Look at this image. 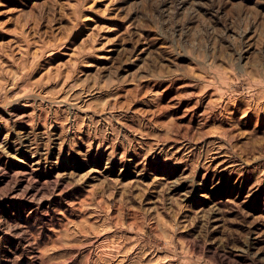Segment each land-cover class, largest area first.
Returning <instances> with one entry per match:
<instances>
[{
    "label": "rangeland",
    "instance_id": "obj_1",
    "mask_svg": "<svg viewBox=\"0 0 264 264\" xmlns=\"http://www.w3.org/2000/svg\"><path fill=\"white\" fill-rule=\"evenodd\" d=\"M0 264H264V0H0Z\"/></svg>",
    "mask_w": 264,
    "mask_h": 264
}]
</instances>
